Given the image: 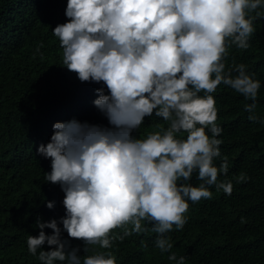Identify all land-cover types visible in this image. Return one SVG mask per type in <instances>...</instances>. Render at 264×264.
Listing matches in <instances>:
<instances>
[{
  "label": "clouds",
  "instance_id": "9594fccd",
  "mask_svg": "<svg viewBox=\"0 0 264 264\" xmlns=\"http://www.w3.org/2000/svg\"><path fill=\"white\" fill-rule=\"evenodd\" d=\"M261 7L264 0H67V21L52 30L63 67L82 83L106 86L107 94L105 87L96 89L93 104L108 120V126L55 122L50 142L38 148L51 160L45 179L64 193L60 224L70 239L110 249L114 240L144 231L147 221L158 234L155 246L170 252L165 234L173 225L183 229L189 200L211 199V186L231 195L232 183L218 182L221 173L227 175V158L219 168L213 163L221 156L222 128L212 93L221 83L230 87L252 101L244 105L248 119L259 120L253 113L260 81L244 64L226 72L223 60L229 42L250 47L261 13H249ZM153 115L167 127L144 138L133 135ZM194 171L203 181L199 186L187 183ZM36 226L38 236L26 241L32 256L47 244L51 250L38 255L42 264H81L80 248L61 239L56 219L37 218ZM118 228L123 233L113 236ZM168 259L185 262L171 252ZM82 264H116V258L98 252L84 256Z\"/></svg>",
  "mask_w": 264,
  "mask_h": 264
},
{
  "label": "trees",
  "instance_id": "16d2710c",
  "mask_svg": "<svg viewBox=\"0 0 264 264\" xmlns=\"http://www.w3.org/2000/svg\"><path fill=\"white\" fill-rule=\"evenodd\" d=\"M66 4L67 0H0V264H42L39 251H49L50 246L43 245L32 256L26 243L29 235L39 234L37 218L57 220L61 239L68 241L69 248H80L81 264L84 256L98 252H111L116 264H177L168 259L170 252L177 260L184 256V264H264V7L249 13H261L253 22L250 47L243 50L229 42L223 60L226 72L244 64L253 79L260 81L253 113L259 120L248 119L244 105L252 101L230 87L221 83L212 93L216 123L222 128L217 137L222 140L221 156L213 163L219 168L227 158V175L221 173L218 182L230 181L232 193L211 186V199L189 200L183 229L173 225L165 234L173 247L161 253L155 246L158 234L147 221H142L144 231L122 242L114 240L110 249L70 239L60 224L65 215L64 193L58 184L45 179L51 160L41 156L38 148L50 142L55 122L75 119L108 126L93 104L96 89L105 87L107 94L106 86L82 83L63 67V50L52 30L67 21ZM167 125L155 115L146 117L133 135L144 138ZM241 175L246 179L239 181ZM187 183L199 186L203 181L194 171ZM48 201L55 202L52 209L46 206ZM123 230L118 228L112 235ZM44 231L52 234L51 229Z\"/></svg>",
  "mask_w": 264,
  "mask_h": 264
}]
</instances>
